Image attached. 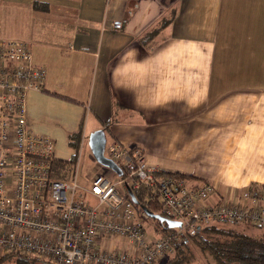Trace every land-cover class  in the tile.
Masks as SVG:
<instances>
[{
    "label": "crops",
    "instance_id": "0c3cea01",
    "mask_svg": "<svg viewBox=\"0 0 264 264\" xmlns=\"http://www.w3.org/2000/svg\"><path fill=\"white\" fill-rule=\"evenodd\" d=\"M1 40L46 70L27 119L66 177L104 128L105 149L142 147L151 167L212 181L215 199L264 179V0H0Z\"/></svg>",
    "mask_w": 264,
    "mask_h": 264
},
{
    "label": "built area",
    "instance_id": "2783aa9c",
    "mask_svg": "<svg viewBox=\"0 0 264 264\" xmlns=\"http://www.w3.org/2000/svg\"><path fill=\"white\" fill-rule=\"evenodd\" d=\"M45 77L28 43L0 41V256L19 253L51 264H153L209 222L264 226V186L221 201L212 181L151 167L142 147L117 140L105 155L126 176L124 171L112 180L98 173L90 188L80 185V151L70 176L61 177L54 139L34 132L27 119L26 94L43 90ZM129 188L149 193L136 204ZM154 199L160 214L182 225L150 234L143 207ZM109 238L118 242L108 248Z\"/></svg>",
    "mask_w": 264,
    "mask_h": 264
},
{
    "label": "trees",
    "instance_id": "16d2710c",
    "mask_svg": "<svg viewBox=\"0 0 264 264\" xmlns=\"http://www.w3.org/2000/svg\"><path fill=\"white\" fill-rule=\"evenodd\" d=\"M169 23L170 20L162 19L151 31L146 41L156 34H159V30L167 27ZM80 137L81 132H78L75 135V142H78ZM76 147L77 143L75 149H77ZM72 162H75V159ZM124 171L126 174V169ZM59 174L61 177H66L64 173ZM134 193L138 200L142 202L143 197L146 193H149V190L148 188H142L135 190ZM217 197L221 201L225 200V197ZM152 203L156 207L161 208L159 213H162V205L160 202L154 199L152 202H149V204ZM151 211L156 212L155 209ZM153 220L159 232H166L172 229L165 222H160L155 218ZM15 255L5 254L0 256V260ZM17 259L19 262L37 260L51 264L34 257L18 256ZM195 259L203 261V264H264V226L257 225L253 222H209L204 225L202 231L188 236L178 246L174 252V257L167 264H191Z\"/></svg>",
    "mask_w": 264,
    "mask_h": 264
},
{
    "label": "rangeland",
    "instance_id": "374dc122",
    "mask_svg": "<svg viewBox=\"0 0 264 264\" xmlns=\"http://www.w3.org/2000/svg\"><path fill=\"white\" fill-rule=\"evenodd\" d=\"M89 135H90V133L88 134V138H89ZM109 141H110V139H109ZM70 149L71 148L67 144L66 146L58 149L57 155L61 156V157H68L71 154ZM57 166H59L60 168H63L62 164H58ZM98 173L106 174L112 180H117L119 178L116 172H114L110 168L102 165L101 163H99L97 161V159L95 158V156H94V154H93V152L89 146V143H86L85 147H84L83 154H82L81 167H80V171H79V183H80V185H82L86 188H90L92 177L97 175ZM126 175H127V171H126L125 176ZM184 175L187 176V174H184ZM187 178H189L191 181H197V182L201 181V180H206V179L195 180V179H192L193 177H190L189 175L187 176ZM251 186L252 187L253 186H264V179H262L260 181L249 180L244 185H241V184L240 185L239 184L227 185V186H225L226 187L225 189H221V188L218 189L221 192V193H219L220 194L219 197H225L224 198L225 200H230V197L240 195L242 193V191L246 190L247 188H249ZM121 189H122V187H121ZM216 199H218L217 196H216ZM148 207L150 210L155 209L156 210L155 213H159L161 211V208L156 207V205L153 203L149 204ZM146 225L148 226L147 231L150 234H155V233L159 232L158 228H156V226H155V221L153 220L152 217L148 216ZM99 242L103 243V240H101ZM115 242H118V240L109 238L106 243L107 244H115ZM118 245L122 246L123 241L119 242ZM18 256H23V255L17 253L15 256H10L8 258L0 260V264H46L42 261H37V260L36 261L29 260L27 262H19V260L17 259ZM172 257H174V253L168 254L164 258L158 259L153 264H167V263H169V261L171 260ZM191 264H203V261H201L199 259H195L194 261L191 262Z\"/></svg>",
    "mask_w": 264,
    "mask_h": 264
},
{
    "label": "water",
    "instance_id": "95a60500",
    "mask_svg": "<svg viewBox=\"0 0 264 264\" xmlns=\"http://www.w3.org/2000/svg\"><path fill=\"white\" fill-rule=\"evenodd\" d=\"M106 140H107L106 131L104 128L94 130L89 135V146L99 163L110 168L118 175L122 176L124 175V169L122 168V166L119 163H117L114 159L107 157L105 155ZM129 194L135 203L139 202L137 196L135 195L134 191L131 188H129ZM144 209L150 217L159 219L160 222L167 223L169 228H175L182 225L181 221L173 220L162 214L155 213L151 211L148 207H144Z\"/></svg>",
    "mask_w": 264,
    "mask_h": 264
},
{
    "label": "flooded vegetation",
    "instance_id": "af4514ba",
    "mask_svg": "<svg viewBox=\"0 0 264 264\" xmlns=\"http://www.w3.org/2000/svg\"><path fill=\"white\" fill-rule=\"evenodd\" d=\"M170 172V171H169ZM140 203V201L138 202V203H136V204H139ZM144 207H148V206H144ZM144 207H143V209H144ZM149 208V207H148ZM145 210V209H144ZM147 213V212H146ZM160 214V213H159ZM149 216V215H148ZM150 217V216H149ZM153 218V217H152ZM154 219V218H153ZM156 219V218H155ZM159 220V219H158Z\"/></svg>",
    "mask_w": 264,
    "mask_h": 264
}]
</instances>
